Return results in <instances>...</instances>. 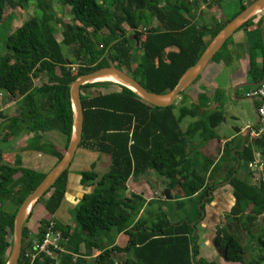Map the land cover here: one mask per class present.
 I'll return each instance as SVG.
<instances>
[{"label": "trees", "instance_id": "16d2710c", "mask_svg": "<svg viewBox=\"0 0 264 264\" xmlns=\"http://www.w3.org/2000/svg\"><path fill=\"white\" fill-rule=\"evenodd\" d=\"M158 1L58 0L60 7L69 8L71 19L66 23L53 18L52 0H35L31 18L12 31L2 32L6 52L0 55V91L8 94L21 89L24 94L15 102L14 116L2 122L4 115L0 112V132L4 126H7L5 135L17 137L19 131L24 136L31 131L58 132L65 139L63 148L48 147L58 162L71 133L69 85L77 77L100 68L114 67L130 75L150 93H168L222 27L255 0H226L234 6L233 15L223 22L211 18L210 25L196 21L200 18L197 16L199 9L202 6L219 8L223 0H172L161 5ZM27 3L28 0H17L15 7L21 9ZM12 18L9 13L0 24L4 25ZM151 20L156 21L152 27ZM251 21L249 19L242 27ZM263 21L264 17L258 21L259 27ZM54 24L59 28H52ZM55 31L60 35L59 41L54 36ZM130 34L137 36L140 50L133 74L130 73V54L136 46L134 40L129 39ZM60 45L66 46L65 55ZM252 46V49L257 46L263 56L260 32L256 45ZM250 69L254 71L252 61ZM32 70L42 76L38 86H31ZM80 99L83 121L78 148L104 154L109 163L107 172L99 178L93 171L79 174L81 184L95 181V189L82 196L75 208L74 220L91 239V245L101 232L112 236L123 232L128 237L123 248L111 246L102 250L93 264H116L115 253L124 254L123 264H215L196 259L195 225H190V220L172 224L164 213L158 212L150 226L144 227V220L131 226L140 205L131 207L130 200L121 196L128 177L141 175L148 169L169 179L174 177V180L186 173L183 186L187 197L191 198L202 188L201 193L205 194L210 186L202 187L203 181L192 176L193 156L199 152L192 146L195 142L206 144L217 139L215 128L221 123L223 113L211 111L199 118V108L191 104L189 107L181 105L175 114L174 103L165 108L153 107L128 88L109 81L82 85ZM186 117L193 121L182 130L180 124ZM240 139L234 142L236 147H240ZM32 140L37 141L36 138ZM230 147L232 142L224 144L220 161L225 156L234 162L237 158L253 161L247 141L243 150L234 155ZM206 163L210 165L212 161ZM201 167L205 169L204 164ZM233 171L234 165L230 167L228 183L235 203L226 217L227 224L238 221L243 228L247 226L248 231L257 216L264 213V188L262 184L244 183L232 175ZM66 175L67 170L37 200V203L44 201V209L49 214L60 207L64 196L62 180ZM44 176L21 164L11 166L0 162V201L16 204L18 208ZM118 190L122 192L117 196ZM241 203L251 205L252 211L243 214ZM202 208L195 211L196 217H200ZM14 215L15 211L12 214L0 212V264H6L9 256ZM46 224L44 220L39 223L38 241ZM55 228L63 238L67 236V229L57 225ZM27 232L25 224L17 264H29V260L23 259L25 250L22 247ZM220 233L227 246L224 260L243 262L244 252L238 240L227 234V229L217 230V234ZM255 244L259 256L249 264H264V234L255 239Z\"/></svg>", "mask_w": 264, "mask_h": 264}, {"label": "crops", "instance_id": "0c3cea01", "mask_svg": "<svg viewBox=\"0 0 264 264\" xmlns=\"http://www.w3.org/2000/svg\"><path fill=\"white\" fill-rule=\"evenodd\" d=\"M203 7L199 9L197 16H199ZM256 16L255 19L251 18L252 21L247 26L243 28L242 25L240 27L241 29H237L224 42L221 47V49H224L223 52L220 49L206 65L194 84L190 85L183 92L187 96L183 94L182 97L188 99L189 105H196L199 108V117L203 118L211 111H220L223 113V119L221 121L223 124L226 123L227 115L231 120L237 119L238 113L234 111V105H231L232 102L237 104L244 99L248 100L246 94L255 87L256 83L262 80L264 83V50L262 56L257 46L252 49V45H256L257 43V34L260 32L262 23L264 22L259 27L258 21L264 17V11ZM196 21H199V19ZM238 31L241 32L235 37L234 35ZM228 42L230 44L226 46ZM250 61L254 64V71L250 69ZM36 81L37 85L36 82H31L32 87L41 84V74H39ZM16 98H18V95ZM15 101L9 96V93H6V95L0 94V112L4 115L2 111L15 105ZM249 102L251 105H254L253 99L252 102ZM221 104L229 105L223 110ZM14 115L15 113L10 114L11 117ZM5 117L4 120H7L8 118ZM187 125H185V128ZM6 128L7 126H5V130ZM185 128L182 127L181 129L185 130ZM216 128L217 139L206 144L195 142L192 146L193 149L198 148L199 150L198 154L193 156L194 172L192 176L199 181H203L202 187L205 185L206 187L210 186V189L205 194L201 193L202 188L195 192L191 198L187 197L183 186L186 173L178 175L174 180V177L169 179L164 176H159L153 170L148 169L141 175H130L128 177L125 183L126 189L123 191L121 197L122 199L128 198L130 200L128 204L131 207L140 205V210L137 212L131 226H134L136 222L142 220L146 222L144 227L150 226L154 216L158 212L164 213L171 223L174 219H177L176 223L190 220V225H195L194 231L196 235V246L198 248V256L196 259L200 258V260L214 262L215 264H249L252 260L258 258L259 253L256 248L255 239H251L250 235L245 238L242 232L236 228L238 226L237 223L227 224L229 221L226 217L235 203L232 188L228 183V176L230 167L234 165L235 171L232 173L233 176L247 184H262L264 188V152H262L264 151V129L260 132L257 131L256 118V123L253 126H249L252 132L244 140L246 132H250V129H238L237 132L235 130L233 133L229 135L225 134L221 137L217 133ZM239 137L241 138L240 147H236L234 142L236 143ZM30 138H36L37 145L30 150L25 148L21 150L23 159L21 166L31 168L37 174H46L57 163L56 157L50 153L48 147L53 146L56 150H60L64 146L65 139L56 131L43 133L31 131L25 134V136L23 135V140L28 139L29 142ZM245 141H247L251 149L253 158L251 163L245 160H239L238 158L234 162L228 156H225V159L223 158L221 161L219 160L225 143L232 142L230 150L231 154L234 155L236 152L243 150ZM204 160L206 162L212 161V163L210 165L208 163L205 164ZM108 163L109 160L104 154L84 148H77L67 168V175L62 180L64 196L60 207L55 213L49 214L44 209V201L36 202L33 205L31 214L27 218L28 221L32 218L34 208L40 204L36 208L37 210H34L37 213L38 222L35 223L38 224V227L41 221L48 222L49 220L53 221L60 229L68 230L67 236L63 238L61 252L56 257V264H93L95 258L102 250L110 248L111 246L123 248L127 243L128 237L122 232L114 236L111 234L105 235L103 244L98 243L95 238V244L91 245V239L87 238L86 234L76 225L74 213L68 212V209H72L73 211L76 208L83 195L92 193L94 190L92 188L95 185V181L92 184H81L79 174L81 172L93 171L99 178L107 172ZM203 164L205 165V169L201 167ZM85 186H91V188L86 190ZM121 192V190H118L117 196ZM189 198L197 199L195 202H198V209L200 206L203 207L199 211V218L195 214L192 215L184 212L183 203L187 199L189 200ZM169 209H173L174 212H170ZM240 209L245 214H249L252 211L251 205L247 203H241ZM185 214L189 215V217L185 216ZM41 215H43V218H41ZM222 229H227V234L231 236H234V232H237L239 236L244 238L243 242L240 243L244 252L243 262H227L216 250L214 246L216 237H219V248L222 249L225 246L222 242L223 233L217 234V230ZM26 230L28 231V235L23 240L22 247L25 251H28L31 245L38 241V228L34 231L32 226L26 225ZM255 231H258V233L262 231V234H264V213L257 216L254 221L252 232L255 233ZM114 257L116 264H123L125 260L124 254L115 253ZM29 264H49V262H46L44 258L38 257L29 262Z\"/></svg>", "mask_w": 264, "mask_h": 264}, {"label": "water", "instance_id": "95a60500", "mask_svg": "<svg viewBox=\"0 0 264 264\" xmlns=\"http://www.w3.org/2000/svg\"><path fill=\"white\" fill-rule=\"evenodd\" d=\"M262 11H264V0H255L248 4L234 18L228 21L208 43L198 60L182 74L175 87L168 93L162 95L150 93L130 75L114 67H104L92 71L91 73L80 75L72 83H70L69 101L72 113V127L67 147L65 148L60 160L50 169L49 172L45 174L44 178L35 186L31 193L24 198L18 207L13 218L12 243L6 264H17L21 251L22 229L26 219L31 213L33 205L47 192L48 189H50L51 186H53V184L63 174V172L67 170L73 155L79 146L81 141L83 121L82 105L80 99V87L82 85L99 81L112 82L108 79L113 78L119 82V85L128 88L147 104L153 107H168L176 101L181 92L186 90L195 82L206 65L221 49L224 42L249 19ZM260 33L264 50V22L262 23ZM129 39L134 40L135 46L138 45V39L136 35H131ZM262 83L263 80L256 83L255 86H258ZM248 100L252 102V99L249 97ZM252 107L254 110L253 104ZM237 131L238 130H236V132ZM249 133V131L246 132L244 140L249 135ZM218 243L219 237H216L214 240V246L216 250L222 255V257L225 258L227 246H224L222 249H220Z\"/></svg>", "mask_w": 264, "mask_h": 264}, {"label": "rangeland", "instance_id": "374dc122", "mask_svg": "<svg viewBox=\"0 0 264 264\" xmlns=\"http://www.w3.org/2000/svg\"><path fill=\"white\" fill-rule=\"evenodd\" d=\"M16 1L17 0H0V22L9 13H12V15H13V18L11 21L8 20V23L6 22L4 25H3V23L0 24V55H4V53L6 52L4 42H3L4 34L2 32H4L7 29L9 31L16 29L17 27L22 25V23L24 21L31 18L33 16V13H34L35 0H28V3L25 5V7L21 8V9L15 7ZM171 1L172 0H159L158 4L161 5V4H165V3H171ZM52 9L54 10V16H53L54 19H57V20L62 19L66 23L70 22L71 18L69 15V8L68 7H60L58 0H52ZM233 13H234V6L230 3H228V1L223 0V2H221V7H219V8L213 6L211 9H209V8L204 6L201 9V12L199 13L200 18H199V21H197V22L199 24H203V23L206 24L207 23V25H208L209 22L211 21V18L215 19L217 22H223V21H225V19L230 18L231 15H233ZM155 22H156L155 20H151L150 26L151 27L154 26ZM52 28H55V30H56V28L58 29L59 26L54 24V26H52ZM124 29L126 30V32L129 33V30L125 25H124ZM137 30L139 31V29H137ZM240 32L241 31H238L234 36L237 37L240 34ZM54 36H55L57 41L60 40V35L57 31L54 32ZM230 42H228L226 44V46H228L230 44ZM60 46H61L62 53L65 55V53L67 51L66 46H64V45H60ZM223 50L224 49L222 48L221 52H223ZM139 51H140L139 48H137V46H136V50H134V51L132 50V52L130 54V63H131L130 73L131 74L134 73V69L136 68L134 63H135L137 57L139 56ZM37 77H39V73L36 70H32V73H31L29 79L31 82H34V83L36 82V85H37V81H36ZM110 86H113V85H110ZM90 92L92 93V91H90ZM0 94L6 95V93L3 91H0ZM23 94H24V90L18 89L15 92L9 93V96H11L13 98V100L17 101ZM184 94H185V96H187L186 93H184ZM17 95H18V98H16ZM182 96H183V94L179 95V97L174 102V105H175L174 113L175 114L177 113V109L182 104L187 106V107L190 106L188 99L183 98ZM221 105H222L221 108L224 110L225 108H227V106L229 104H221ZM231 105L232 106L234 105V111L238 113V118L231 120L230 117H228V115H227L226 123L225 124H223V123L218 124L219 126L216 128V131L221 137L225 134L229 135L230 133H233V131L238 130V129L243 130V129H245L246 126H253L256 123V116H255L253 107L247 99H244L242 102H240V103L238 102L237 104H235V102H232ZM16 110H17L16 106L12 105V106L4 109L2 112L4 113V116H6L5 118H9V117H11L10 114H14ZM199 118H202V117H199ZM1 121L5 122L6 120L1 119ZM191 121H192V119H190L188 117L184 118L182 121V124H180V128H182V127L185 128V125L189 124ZM5 132H6V130H5V126H4L0 132V162L6 163V164L11 165V166H13L14 164H22L23 159H22L21 150L23 148H25L27 150L35 148L37 145L36 141L32 140V138H30V142H28V139L23 140V133L21 131H19L18 137L15 135H10V136L5 135L4 134ZM27 133H29V132H26V134ZM3 134H4V136H3ZM2 136L4 137V139ZM1 151H3L2 154H1ZM45 152H46V150H45ZM23 168H27V169L31 170V168H28V167H23ZM35 173H37V172H35ZM159 176H161V175H159ZM16 178H17V176H15V179ZM89 184H92V183H89ZM19 185L20 184L18 183V186ZM85 188H86V190H88V188H91V186H87V187L85 186ZM16 189H18V188H16ZM92 189H95V185L93 186ZM100 190H101V188H100ZM196 200H197L196 198H192V199L186 200L183 203V208H184L185 213L194 215L195 211L199 210L198 209V202H195ZM39 205H37L34 208L35 211L37 210L36 208H38ZM17 209L18 208H16V204H11L9 202L3 203V201H0V212L3 211L6 214H12L14 211L16 213ZM34 210H33L32 218L28 222H27V220H28L27 219L26 220L27 223H25V224L28 226H32L34 231H36L38 228V224L35 222H38V218H37V213H35ZM169 210H170V212H174L175 208H174V210L173 209H169ZM175 211H177V210H175ZM68 212L73 214L75 212V209L73 211H72V209H68ZM243 214H245V213H243ZM185 216L189 217V215H187V214H185ZM41 218H43V215H41ZM72 218H73V215H72ZM176 220L177 219H174V221H172V223H176ZM230 223H237L238 226H236V228H238V230H240L242 232V234L245 236V238H247L250 235L251 239H256L258 236L263 235L262 234L263 230L260 231V233H258V231H255V233H253L252 232L253 226H252L251 230L249 229L247 231V226L245 228H243L242 224L240 226L238 221L237 222H230ZM105 235H110V233L101 232L96 237L97 242L98 243L100 242L103 244ZM233 237L235 239H237L239 243H242L244 240V238L242 236H239V234L237 232H234ZM62 242L60 243V245H62ZM244 244H246V242H244Z\"/></svg>", "mask_w": 264, "mask_h": 264}, {"label": "built area", "instance_id": "2783aa9c", "mask_svg": "<svg viewBox=\"0 0 264 264\" xmlns=\"http://www.w3.org/2000/svg\"><path fill=\"white\" fill-rule=\"evenodd\" d=\"M247 97L252 98L254 101V109L257 118V131L260 132L264 129V83L255 86L247 94ZM246 130L250 129L249 126L245 127ZM63 237L60 232L56 230L55 223L48 221L40 241H36L31 245L28 251H24L23 259L33 261L35 258H44L49 264H56L55 260L57 255L61 252L60 243Z\"/></svg>", "mask_w": 264, "mask_h": 264}, {"label": "bare ground", "instance_id": "6f19581e", "mask_svg": "<svg viewBox=\"0 0 264 264\" xmlns=\"http://www.w3.org/2000/svg\"><path fill=\"white\" fill-rule=\"evenodd\" d=\"M108 80L112 81V82H115L116 84H119V82L116 80V79H113V78H109ZM111 83V82H110Z\"/></svg>", "mask_w": 264, "mask_h": 264}]
</instances>
